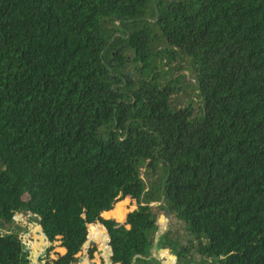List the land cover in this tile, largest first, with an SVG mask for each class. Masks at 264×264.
<instances>
[{"label":"trees","instance_id":"16d2710c","mask_svg":"<svg viewBox=\"0 0 264 264\" xmlns=\"http://www.w3.org/2000/svg\"><path fill=\"white\" fill-rule=\"evenodd\" d=\"M186 70L200 110L172 105ZM165 212L192 239L159 251L264 264V0H0V264H27L24 219L34 263L90 234V258L160 264Z\"/></svg>","mask_w":264,"mask_h":264},{"label":"rangeland","instance_id":"374dc122","mask_svg":"<svg viewBox=\"0 0 264 264\" xmlns=\"http://www.w3.org/2000/svg\"><path fill=\"white\" fill-rule=\"evenodd\" d=\"M179 74V73H178ZM185 74L186 75V85L184 90L180 91L179 93L175 94L173 96V100H172V105L174 107L177 108H182L185 107L187 105H191L193 106V108L195 110H200L201 106H202V101L201 98L199 97V91H198V86L195 82L194 77L192 76V74L190 73L189 70L184 71V73H182L181 75ZM142 176L144 178L145 181H148V173L147 171H145L144 169H142ZM124 203V212L119 213V211H117V204L119 203ZM137 207L136 201L132 200L130 198H125L119 202H117L114 206V208L108 212H104L103 216L106 218H114L118 221H124L126 214L130 211L133 210ZM168 214V212H165L164 215L166 216ZM167 217V216H166ZM165 217V218H166ZM37 220L33 219V221H27L26 219L24 220H18L16 221V223L14 224V230H18L19 231V236L24 244V251L27 253V258L29 257L30 254V250L29 249V241H34L36 243H38L37 239V234L40 235V229L38 227V225H36ZM2 226H6V225H2ZM100 228V224H92L90 226V230L94 227ZM162 228L166 229V232H170L169 237L176 241L179 246H185L188 244V242L192 239V236L189 234V232L187 231L185 224L176 219L173 215L170 214L169 217V221L166 222V219L159 222V230ZM91 232V231H90ZM166 232L164 233V235L166 234ZM158 232L155 235V241L153 243L152 246V250H151V255L150 258H155L157 260H160V264H162L163 261H166L167 258V253H171V254H177L178 255V251L179 248H167L163 251L160 250L159 251V245L158 250H156L155 247V243L157 241V237H158ZM160 242V241H159ZM50 242L44 247L45 249H48L47 246H50ZM159 244V243H158ZM54 246V250L50 252V256L51 258H55L56 257V252H62L63 248L58 247V242H54L53 243ZM88 244L84 245V248L82 250V252L80 253V258L84 257V255L88 254ZM97 247L98 250L97 252L94 254V258H90V260L92 262H94V264H109V261H107L105 259V257L101 254V245L99 242H97ZM157 252V253H156ZM164 252V253H162ZM47 254V252H46ZM192 257V258H191ZM190 258L188 257H183L182 259H179V257L177 258V264H183V263H188L189 259H192V263H188V264H193L194 262H201V264H203L205 262V259L196 251L192 252V256ZM45 253L41 252L39 254V257H37V263L31 262L27 260V264H45ZM87 259V258H86ZM174 261V260H173ZM175 262V261H174ZM173 262H171L172 264ZM76 264H79V260L76 262Z\"/></svg>","mask_w":264,"mask_h":264},{"label":"water","instance_id":"95a60500","mask_svg":"<svg viewBox=\"0 0 264 264\" xmlns=\"http://www.w3.org/2000/svg\"><path fill=\"white\" fill-rule=\"evenodd\" d=\"M167 216V217H166ZM161 215V217H160V222L161 221H163V220H165L166 219V222L167 221H169V217H170V212H168V214L167 215ZM166 217V218H165ZM36 225H38V222L36 223ZM100 227H101V225H100ZM41 229V228H40ZM42 230V229H41ZM157 232H158V237H157V241H156V243H155V249L156 250H158V243H159V241L161 240V239H163L164 238V233L166 232V229L165 228H162L161 227V229L159 230H157ZM48 239V238H47ZM49 240V239H48ZM155 241V240H154ZM50 242V241H49ZM92 242V239L90 238V234H89V236H88V239H87V241H86V243H85V245L86 244H90ZM154 243V242H153ZM49 246H47V248H48ZM47 250L48 249H45V251H43V253H45V256H46V252H47ZM152 250V249H151ZM33 253H34V251H30V254H29V257L27 258V260L28 261H31V262H34V259H33ZM157 253V252H156ZM110 254H111V250H110ZM39 257V256H38ZM83 258H87V260L89 261V263L90 264H94V262H92L91 260H90V257H89V254H86V255H84V257H82V258H80L79 260L81 261V260H83ZM167 260H168V262H172L173 260L174 261H177L178 259V255L177 254H171V253H167ZM76 264V263H75ZM109 264H113V261L111 260V259H109Z\"/></svg>","mask_w":264,"mask_h":264},{"label":"crops","instance_id":"0c3cea01","mask_svg":"<svg viewBox=\"0 0 264 264\" xmlns=\"http://www.w3.org/2000/svg\"><path fill=\"white\" fill-rule=\"evenodd\" d=\"M63 251H64V249H63ZM172 262H173L172 264H177V261H175V262L172 261ZM79 264H82V260L81 261L79 260ZM162 264H171V262H168V260H166V261H163ZM183 264H186V263H183ZM193 264H201V262H198V263L194 262ZM203 264H206V263L204 262Z\"/></svg>","mask_w":264,"mask_h":264}]
</instances>
